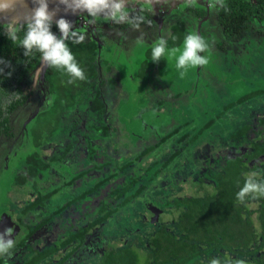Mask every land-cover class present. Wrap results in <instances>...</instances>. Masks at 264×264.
Masks as SVG:
<instances>
[{"label": "rangeland", "instance_id": "1", "mask_svg": "<svg viewBox=\"0 0 264 264\" xmlns=\"http://www.w3.org/2000/svg\"><path fill=\"white\" fill-rule=\"evenodd\" d=\"M135 5L130 3L126 6L129 10H135L138 4ZM187 5L189 4L183 1L168 13L166 9L164 12L159 8L154 11L155 9H150L146 5L156 16L160 15L159 19L162 22L154 21L153 25L144 29H133L130 33L116 32L114 29H108L109 34L104 30L100 32L105 38L100 41L101 83L111 74L115 83V87L105 90L100 84L101 99L107 104L109 116L98 117L94 112H85V104H82L78 109L77 107L66 109L63 112L66 114L61 115L58 124L54 123L56 118L49 119L54 125L55 133H51L48 138L53 146L55 142H60L59 134L66 137L67 142L73 143L74 132L67 127V122L72 117L81 122L86 115L94 116L93 121L86 119L87 125H93L94 120L101 122L102 127L109 125L110 129L107 131L104 130L105 127H100L104 137L102 141L108 152L107 155L96 153L93 159H88L87 139L94 147L96 145L94 139H101L94 131L89 132V136L94 139L86 135V144L82 142L83 151L77 153L81 149L79 146L69 150L64 164L52 170L53 183H47L48 180L42 178L41 185L47 184L50 186L49 189H53L85 168L108 163L109 172L118 175L114 180L118 187H124L125 184L127 186L132 179L138 180L136 186L124 194L125 197H129L130 193H135L137 188L144 186V190L135 199L122 204L123 206L120 205L119 213L100 229L101 244L144 250L140 243H146L157 228L165 226L169 229L172 226L173 219H176L179 213L178 207L174 205L178 199L204 197L216 192L213 175L219 166L225 163L228 155L232 154V148L238 147L245 140L243 137L234 139L241 129H249L253 135L248 137H257L260 134V139L264 137V24H255L252 30L243 35L241 41L231 44L223 51L217 47L223 41L224 35L212 17L215 9L209 8V17L200 20L202 23L198 28L199 21L184 11ZM195 6L201 7L198 0ZM179 16L186 18L184 22L189 33L199 34L209 45V49L201 53L208 58V64L189 68L183 78L176 68V59L173 56L166 55L159 61L162 64L156 66L144 64L147 59L153 62L150 55L143 53L148 46L136 42V37L138 41L146 39L151 42L165 37L167 31L165 30L166 33L161 36L157 24H160L161 28L164 25V18H169L168 25L174 17ZM85 21L87 22V20L71 22L73 30L87 33L89 29L83 23ZM97 21L102 26L112 23L103 17ZM5 23L7 21L0 25L3 26ZM92 34L100 39L99 34L95 32ZM115 36H118L117 39ZM182 46L183 42L173 48L182 50ZM176 55L178 56L179 52ZM107 57L113 60V65L110 63L113 66L112 72L106 71L102 63ZM10 82L12 84V79ZM22 88L29 96L28 100L23 107L8 115L9 136L0 137V233L7 229L2 222L3 218L10 220L12 227L15 225L11 216L21 211L27 198L26 191L21 189L25 187L19 185L18 188L20 180L16 181L15 178L25 172V157L35 151L29 127L44 100L45 88L40 71L32 72ZM12 96L0 94V121L7 117L5 106L7 101L12 100ZM43 122H47V119L43 118L40 123ZM45 132L46 129L43 130L40 140L47 138ZM101 149L102 146L98 151ZM38 151L44 155L48 150ZM146 151L147 156L134 163L129 171L120 174L123 170L122 165ZM94 183L95 179L90 182L91 185ZM115 184H108L102 188L100 197L107 194L108 189L111 190ZM82 188L84 186H78L76 189L79 191ZM108 196L109 194L106 195ZM68 199L62 196L50 201V208L47 207L40 216H48ZM90 200L92 199L89 198L88 201ZM90 209H92L90 212L94 213L97 208L89 205L88 210ZM72 211L75 215L80 214L83 217L87 209L80 210L77 214L75 207H72L69 213ZM153 213H157V218ZM55 221L58 224V231L51 236L55 241L48 240V237L43 239L39 237L35 239V245L46 247L53 242L58 243L65 237V230L71 227L69 221H64L61 217L59 219L56 217ZM25 222L32 221L27 219ZM20 232L21 229L18 233L13 230L11 237L19 236ZM90 247L87 245L81 249V253L84 254L79 258L85 259L83 264H96V257L91 256ZM140 253L142 259L140 263L143 264L145 259ZM3 256L0 255V258ZM77 259L69 261L68 264H78ZM21 261L22 259L18 258L17 262Z\"/></svg>", "mask_w": 264, "mask_h": 264}, {"label": "trees", "instance_id": "2", "mask_svg": "<svg viewBox=\"0 0 264 264\" xmlns=\"http://www.w3.org/2000/svg\"><path fill=\"white\" fill-rule=\"evenodd\" d=\"M139 5L140 10L131 14V16L143 17L138 28L145 26L151 20L149 8L142 3ZM225 7L228 11L217 6L219 10L215 9L213 13L224 35L223 41L217 45L223 51L227 50L231 44L241 41L243 35L252 30L255 24H264V0H255L254 3L249 0H225ZM184 11L198 21L207 17L205 8L200 6L187 5ZM121 28L137 29L127 23H124ZM172 30V37L175 39L171 37L167 40L168 49L179 46L184 37L189 34L185 22L182 21L177 22ZM24 31L21 27L18 33L20 39L23 38ZM52 31L57 36L60 35L55 24L52 26ZM67 43L76 61L84 70L86 79L70 83V77L67 74L52 68L47 69L45 73L46 90L49 95L47 104L30 125L32 141L36 146L46 143L54 132V125L49 122V119L56 118L54 123L58 124L61 115L66 114L63 112L77 104H82V97L84 98L88 93L90 96L85 102L91 111L99 116L108 115V108L101 99V86L98 85L97 42L93 37L88 36L82 43H72L71 40ZM149 54L151 56V49ZM40 62L39 53L24 56V50L19 46V41L12 43L0 26V94L7 97L13 95L12 100L7 101L5 106L7 117L0 121V137L9 136L8 115L27 102L28 96L22 88L23 83L32 72L36 71ZM43 118L47 119V122L41 124L40 121ZM44 129H46L47 138L40 140ZM104 130L107 131L108 127ZM248 135L253 134L248 128H243L234 137V139L243 137L245 140L238 147L232 148V154L228 155L225 163L220 165L213 175L216 185L214 194L178 199L174 205L178 207L179 213L176 219H173L172 226L169 229L165 226L157 228L148 237L146 243H140L144 250L109 245L100 255L98 254L96 264H141L142 259L139 253L142 251L144 253L140 254H143L142 257L145 259L143 264H210L213 259H218L220 264H229V262L234 264L236 260H244L246 264H264V197L246 198L243 203L237 200V193L243 187L248 174L255 173L257 181H264V159H262L264 137L260 139L261 134L257 137H248ZM76 141V139L73 141L74 144ZM144 156H147V151L122 165V171L130 169ZM27 164L28 176L33 179L39 175L44 177L50 167L49 162L38 153L28 156ZM90 172L92 173L91 170L80 173L70 183L84 178ZM115 177L116 175L109 174L107 178L83 192L74 201H80L89 193L95 194L97 189ZM20 180L23 181V178ZM137 181L132 179L127 186L125 184L121 189H115L111 194L112 198H108L110 200L105 203V208L108 209L106 212L103 205L102 209H97L96 217L91 222H86L85 225L84 221L81 224L77 223L66 232L65 238L59 243L53 242L43 250L35 249L25 264H65L97 228L118 212L120 205L131 202L144 190V186H140L135 193H130L129 197L124 196L136 186ZM55 193L57 190L45 194L38 201L32 202L27 209L33 210L39 205H44V202ZM117 200L121 201L120 204L116 203ZM67 207L68 205L63 206L56 214L63 213ZM50 220L51 217L29 229L28 236L41 234L44 229L42 227L48 225ZM56 254L61 257L58 261L53 260ZM2 261L1 259L0 263Z\"/></svg>", "mask_w": 264, "mask_h": 264}, {"label": "flooded vegetation", "instance_id": "3", "mask_svg": "<svg viewBox=\"0 0 264 264\" xmlns=\"http://www.w3.org/2000/svg\"><path fill=\"white\" fill-rule=\"evenodd\" d=\"M139 4H141V3H139ZM139 4H138L137 9L129 10L130 16L135 11L140 10V5ZM150 11H151V20L145 26L137 28V29H144L147 26L153 25V23L155 21L154 19L156 17L157 18L160 17V15L156 16V14H154L152 12V10H150ZM186 14H188V13L186 12ZM179 17H181V16H179ZM212 17H213V15H212ZM168 20H169V18H166V19L164 18L163 19L164 25L161 28H159V25L157 24L158 31L161 32V36H162L163 33H166V31H167V33H166V35L164 37L166 40H169L172 37V33H173L172 27L177 23L176 22L174 25H171V23L167 25ZM83 23H85V25H87L88 29H89V30L86 31L87 33L80 32V33H82L84 35V38H87L88 36L97 38L96 35L92 34V32L93 33L95 32V33L100 35V32H102V30H104L105 32L108 33V29H114L116 32L121 31V32H124V33L126 31L127 32L129 31V33H130L133 30V29L125 30V29L121 28L124 23L117 24V23L112 22V23H110L108 25L105 24L103 26L97 20L95 22H90L89 23V22L85 21ZM0 26L2 27V25H0ZM2 30L5 32L3 27H2ZM117 37L118 36H115V39H117ZM99 40L100 41L101 40H105V38H103L100 35V39ZM108 40L109 39H106V41H108ZM110 40H114V39H110ZM146 49L144 50L143 53H145V54H147L149 56L151 48L150 49L146 48ZM97 54H98V52H97ZM102 63L105 65V70L106 71H109V72L113 71V66H112L113 65V60H112V58L107 57L104 61H102ZM110 63H112V65ZM144 64L153 65L152 62L149 59H147L144 62ZM156 64L159 65V64H162V63L155 62V66H156ZM97 65H98V63H97ZM99 72L100 71H99V67H98V73ZM98 80H99V78H98ZM101 84H102V87H103L104 90L107 89V88L115 87L113 74H111L108 79H104V81H102ZM48 96H49L48 95V91L45 90L44 91V97H43L44 100L42 102V107H41L40 110L43 109V106H46L47 100H48ZM89 96H90V94L88 93L87 95L84 96V98L82 97L81 100L82 101H86L85 99H88ZM82 104H85V107H84V111L85 112H92L91 109L89 108V105L86 104V102L82 103ZM82 104H77V105L73 106V108H76V107H77V109L81 108ZM96 116H98V117H107V116H109V114L107 116H99V115L96 114ZM93 117L94 116H92V115H91V117H89V115H86L84 117V119H82L81 122H78V121L74 120L73 117H72V119L69 122H67V127H69L71 129V131L74 132L73 133L74 134V140L75 139L77 140L75 144H74V142L72 144H71V142H67L65 140L66 137H62L59 134L58 136L60 137V140H59L60 142H55V145L52 146L51 141L49 139L43 145L36 146L35 143H33V141H32V136H31L30 127H29L31 143H32V147H33V149L35 151L25 157V161H24L25 162V172H23V174H20L19 176H17V178H15L16 181H17V179L20 180V179L23 178V181L20 180V181H22V183L20 182V184H19V181H18V188H19V185L25 187V188H21V189H24L26 191L27 198L24 201V204H23V207H22L21 211L18 214H16V215L13 214L14 216H11L12 220H13V223L15 224V225H13V227H12V222L10 220L7 221L6 218H3V221H2L5 228L8 229V228L12 227V229L16 233H18L19 229H21V232H20L19 236H17V237H7V236H5V242L7 241V239L11 238L12 240H14L15 243H14L13 251H11V249H10V251H11L10 254H5L3 257L0 258V260L1 259L3 260L0 264H25L27 259L31 256L32 251H34L35 249L43 250V249H46V247H48V246L39 247V246L35 245L36 244V242H35L36 240L35 239H38L39 237L42 238V239L48 237V240H50V241L54 240L53 237H51V236H52V234H54L55 232L58 231V228H57L58 224L55 221L56 217L58 219L61 217L64 221L68 220L70 225H71L70 228H73V226H75V224L77 225V223L81 224L83 222L82 220H83V217H84V225H85L86 222H91V220L93 219V216L96 217L97 209H102L103 205H104V208H105V203H106L108 198H112L111 194L114 193V190L122 188V187L121 188L118 187L115 184L114 180H116V178L118 177V175H116L115 179H111L109 183H107L104 186H102L101 188L97 189V192H95V194L94 193H89L85 197H83V199H81L80 201H74V199H77V197H79L83 192H86L88 189L92 188L95 184H97L98 182H100V181L104 180L105 178H107V176H109V174L110 175L113 174V173L109 172L110 164H108V163L103 164V165H99V166H95V167H92V168H85L84 171L78 172L76 174V176L79 175L82 172H88L89 170H91L92 173L91 172L88 173L84 178H79L77 181H75L73 183H70V181L74 180V178L76 176H74V177L72 176L68 181H63L59 186H57L56 188H53V189H49L50 186L47 185V184H45L44 186L41 185L42 178H46V180H48L47 183H53L52 182V177H51L52 170L55 167H60V164H62V165L64 164V161L67 159L66 156L70 152L69 150L74 149V147L79 146V147H81V149L77 153H81V151H83L82 150V147H83L82 146V142H85V138H87V136L92 138L91 135L89 136V132L94 131L95 133H97V135L101 136V139L97 140V139L92 138L95 141V144H96L95 147L92 145L91 141H90L91 144H89V141L87 139V143H88L87 149L89 150L88 159L89 160H91V158L93 159L94 155L96 153H102L103 155L104 154L107 155L108 148H107V146L104 145V143L102 141L104 137H103V134H102L103 133L102 129L100 128V127H102L101 126V122L98 123L96 120H94L95 123L93 125H87L86 124V119L87 120H92ZM98 117H96L97 120H98ZM110 118H111V116H110ZM113 121H115L114 118H113ZM104 127L105 128L108 127V129H110L109 125L108 126H104ZM104 127H102V128H104ZM100 130H101L102 133L100 132ZM98 143L100 145H98ZM84 144H86V142ZM101 146H102L101 151H98L101 148ZM58 147H60V148H58ZM38 150H45V151L48 150V151H46V153L44 155H42V153L40 154V152ZM37 153L39 155H41L42 158L45 159V161L49 162V166L50 167H49L48 172L44 175V177L42 175H39L37 178L33 179V178H30L28 176V168L29 167H28V164H27V158H28V156L33 155V154H37ZM122 173H124V171H122L120 174H122ZM94 179L96 180V183L91 185L90 182L92 180H94ZM112 183H114L115 185L113 187H111V190L108 189V193H107V194H109L110 197L109 196L106 197L107 194H103V196L100 197L99 193L101 192V189L104 188L105 186H107L108 184H112ZM78 186H80V187L84 186V188H82L81 190L78 191L76 189ZM53 190H57V193H55V195L53 197H51L50 199L46 200L44 202V205H39L36 208H34L33 210H28L27 209V207L32 202L38 201V199L40 197L44 196L45 194H47V193H49V192H51ZM62 196L69 198L64 203V205H62L60 207H57L54 211L49 213L48 216H46V217L40 216V215H43L42 211L47 210V207L50 208L49 207L50 201H52V200H54L56 198H60ZM103 197H104V199H103ZM89 198H91L92 200L88 201ZM105 199H106V201H105ZM71 202H73V204H70ZM120 202H118V200L116 201L117 204H120ZM66 205H68V207L63 211V213L56 214V212L60 208H62L63 206H66ZM89 205L91 207L94 206L95 208H97L94 211V213L90 212L92 209L88 210ZM72 207H75V213H77V214L80 213V210H86L87 209V211L85 213V216L82 217L80 214L79 215H75L73 213V211H72V213H69V209L72 208ZM107 210L108 209L105 208V212ZM39 212H41V213L39 214ZM118 213L119 212H117L115 215H117ZM39 217H41V218H39ZM49 217H51V220L48 223V225H45L44 227H42L44 229L42 230L41 234H37L35 236L32 235L30 237L28 236L29 229L33 228L35 225H37L38 223L44 221L45 219H47ZM113 217H114V215L111 216V218H113ZM27 219H30V221H32V222H30V223L25 222ZM37 219H40V220H37ZM107 221L104 222L99 228L96 229L95 232H93L90 235L88 240L82 246H80V248L73 254L72 257H70V259L65 264H68L69 261H71V260H73L75 258H78L77 259L78 264H83L85 259L83 258L84 259L83 260L82 258H79V257L80 256L82 257V255L84 254V253H81V249L86 247L87 245L91 246L90 247L92 249V251H91L92 255L91 256H93V257H98V254L100 255V253H102L105 249H107V247L109 245L101 244V240L99 238V231L107 223ZM70 228L68 230H65V233H64L65 235H66V232H68L70 230ZM62 240H60V241H62ZM46 241H47V239H46ZM87 248H89V247H87ZM88 256H90V255H88ZM18 258H21L22 261L21 262H17ZM60 258L61 257L58 256V254H56V255H54L53 260L54 261H58V260H60Z\"/></svg>", "mask_w": 264, "mask_h": 264}, {"label": "clouds", "instance_id": "4", "mask_svg": "<svg viewBox=\"0 0 264 264\" xmlns=\"http://www.w3.org/2000/svg\"><path fill=\"white\" fill-rule=\"evenodd\" d=\"M190 6H194L197 0H185ZM18 0H0V12L7 13L15 10ZM128 0H58L56 8L50 9L49 0H33L34 7L24 17L23 25L19 24L15 18L3 24V29L7 38L12 43L19 41V46L24 50V56H31L39 53L42 65L65 73L70 77L69 82L85 80L84 70L80 67L73 55L67 41L72 43H82L84 35L73 30V24L64 17L55 19V26L60 35L57 36L52 31L54 18L59 11V5L64 6L65 12L73 14L87 13L91 17L90 22H95L103 17L105 20L117 24L127 23L138 28L142 22V16H130ZM146 5H151L153 0H144ZM210 9L223 8L225 11V0H208ZM24 28L22 39L18 33ZM175 39V37H172ZM168 42L164 37L159 38L151 49V60L159 62L166 55L175 57L176 68L183 78L189 68L207 65L209 60L201 53L209 49V45L204 37L194 32L184 37L182 50L179 48L168 49ZM179 52V55L176 54ZM255 173L248 174L243 187L237 193V200L241 203L246 198L264 197V181H257ZM13 229H5L0 233V255L10 254V249L14 247V240L11 238L5 242V236L11 237ZM210 264H220L218 259L211 260ZM231 264V262H229ZM234 264H246L244 260H236Z\"/></svg>", "mask_w": 264, "mask_h": 264}, {"label": "water", "instance_id": "5", "mask_svg": "<svg viewBox=\"0 0 264 264\" xmlns=\"http://www.w3.org/2000/svg\"><path fill=\"white\" fill-rule=\"evenodd\" d=\"M183 1H185V0H153V3L151 5H147V6L150 9H155L154 11H156L157 8H159L162 12H164L165 11L164 9H166L167 10L166 12L168 13V12H170V10L176 9L178 4H180ZM249 1L251 3H254L255 0H249ZM198 2L200 3L201 7H205L206 8V11H207L206 19H207L209 17L208 0H198ZM130 3L136 4L135 6H137V4H139V3L145 4L144 0H128L127 4H130ZM57 5H58V0H49L50 9L56 8ZM33 7H34L33 0H18V3L15 6V10L9 11L7 13L0 12V23H3V21H7L8 22V21L12 20L13 18H15L18 23H24V17L31 11V9ZM60 17H64L69 22H75L77 20H87V22L90 23V21H91V17H89L87 15V13L73 14L70 11L69 12H65L63 5H59V11L57 12L56 17L54 18L53 24H55V19H59ZM201 23H202V21L198 22V28L201 27ZM94 40L98 44L97 62H98V67H99L100 44H101V42H100V40L98 38H94ZM47 69H48L47 67L42 65V62H40L38 68L36 69V71L37 70L40 71L41 81L43 83V86H44L45 90H46L45 73H46ZM99 71H100V68H99ZM100 75H101V73L99 72V80H98V85L99 86L101 84V76ZM106 106H107V104H106ZM38 113L33 118H35L38 115ZM153 214H154V217L157 218V216H158L157 213H153Z\"/></svg>", "mask_w": 264, "mask_h": 264}, {"label": "crops", "instance_id": "6", "mask_svg": "<svg viewBox=\"0 0 264 264\" xmlns=\"http://www.w3.org/2000/svg\"><path fill=\"white\" fill-rule=\"evenodd\" d=\"M154 20L157 21V22H159V21L162 22V20H160V19L157 18V17H156ZM158 20H159V21H158ZM185 20H186V18H182V17H174L173 21L171 22V25H174L176 22H179V21H180V22H181V21L184 22ZM160 22H159V23H160ZM159 26H160V24H159ZM187 29H188V28H187ZM122 37H124V36H122ZM136 38H137V39H136V42H141V43L144 44V45L147 44L148 49H149V48H152L153 45H154V43H155L154 41L151 42V41H148V40H146V39H142V40H141V39H140L141 37L139 38L140 41H138V37H136ZM149 42H150V43H149ZM152 64L155 66V64H154L153 62H152ZM149 66H151V65H149ZM157 67H158V66H157ZM158 68H159V67H158Z\"/></svg>", "mask_w": 264, "mask_h": 264}]
</instances>
